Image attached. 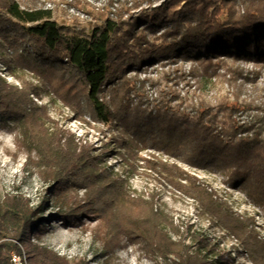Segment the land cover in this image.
I'll return each instance as SVG.
<instances>
[{"label": "trees", "instance_id": "trees-1", "mask_svg": "<svg viewBox=\"0 0 264 264\" xmlns=\"http://www.w3.org/2000/svg\"><path fill=\"white\" fill-rule=\"evenodd\" d=\"M70 4L90 5L85 0ZM145 5L149 9L140 11ZM154 5L155 0H109L103 10L113 9L116 19L87 31L60 25L52 9L0 0V64L19 83H9L0 72V118L12 121L20 144L36 153L50 193L37 206L19 194L5 196L0 264H11V252L21 247L29 264H72L32 241L36 230L43 231V214L51 207L64 226H76L81 219L99 222L95 237L103 256L126 240L163 264H236L215 240L192 232L194 225L176 223L157 192L133 191L129 179L107 165L110 142L100 150L77 138L52 117L47 104L37 103L43 92L77 119L92 125L90 117L108 127L128 172L142 168L175 194L193 200L212 225L240 243L252 264H264V239L253 219L235 212L178 163L140 155L154 147L191 166L223 171L230 185L264 204V106L237 97L218 109L200 102L186 111L185 98L176 90L161 88L159 97L149 101L145 82L129 75L179 59L201 61L216 71L225 58L264 64V0H165ZM233 65L228 68L230 83L243 77ZM134 97L140 102L135 104ZM143 99L154 113L145 114ZM254 107L259 112L249 122L237 119L241 110ZM73 264L89 262L81 258Z\"/></svg>", "mask_w": 264, "mask_h": 264}, {"label": "rangeland", "instance_id": "rangeland-1", "mask_svg": "<svg viewBox=\"0 0 264 264\" xmlns=\"http://www.w3.org/2000/svg\"><path fill=\"white\" fill-rule=\"evenodd\" d=\"M22 5L27 3L33 7L48 8L53 10V20L60 25L73 26L78 29L92 31L94 27L105 24L109 19H116L115 11L103 10L109 0H85L88 6H73L71 0H19ZM165 0H155L154 6H159ZM149 9L145 5L140 11ZM139 11H135L137 15ZM128 15L124 16L126 20ZM226 63L216 71L201 61H187L179 59L172 62L167 61L144 68V70L133 71L130 76H136L144 81V94L149 101L159 97L161 88L176 90L184 97V109L190 111L192 106L200 102L207 103L216 109L225 103L234 102L235 98L245 104H256L264 106V64L256 65L248 60L235 62L232 58H225ZM216 60H214V63ZM239 66L243 71V77L236 82L229 81V65ZM260 66L261 74H257ZM180 70L179 73L176 71ZM193 70L195 75L192 74ZM0 72L3 77L11 83L18 85V81L11 77L6 67L0 64ZM180 73L185 74L183 79ZM166 74H171L174 80H168ZM29 78L31 76L29 75ZM176 78V79H175ZM170 79V78H169ZM146 99V98H144ZM143 99L142 108L145 114L153 112V109ZM133 100L135 104L140 102L137 97ZM39 105L47 104L52 117L60 124L69 129L77 138H82L89 144L102 150L107 142L111 149L107 153V165L113 167L117 172L123 173L128 179L130 187L137 194L157 192L159 203L176 223L183 225H194L192 232L199 231L205 237L211 238L220 244L225 253L229 255L228 261L236 264H252L247 258L242 246L238 241L230 237L222 229L212 225L207 216L200 214L201 210L196 203L174 193L156 175L145 174L140 168L138 172H128L127 166L117 154L118 148L112 146L110 130L102 124H96L90 117H86L92 125L77 119L76 115L61 102L54 103L51 97L43 92L42 99L37 100ZM259 110L254 107L249 110H241L237 119L241 123L249 122ZM154 113V112H153ZM194 114V113H193ZM225 112L221 113L224 117ZM137 138V136H136ZM140 142V141H139ZM150 159H161L170 163H178L183 169L195 175L198 179L209 185L220 196L225 198L235 212L245 218L253 219L256 231L264 239V204L255 203L249 196L247 190L242 187L233 186L228 183V177L223 171L201 169L191 166L173 156L166 150H157L154 147L145 149L140 154ZM38 156L35 152L20 144V135L14 123L0 118V213L4 212V199L9 193L19 194L31 200L33 206H37L41 200L49 195V183L40 176ZM43 231L36 230L32 241L36 244L53 249L58 254L65 256L72 264L81 258H86L89 264H163L146 256V253L138 244L124 241L121 248L114 253L103 256L101 244L96 240L95 233L99 222L89 219H81L76 226H64L58 219L56 209L49 208L43 214ZM4 230V229H3ZM0 229V233H3ZM7 235L6 231H4ZM4 234V233H3ZM177 239L176 236H174ZM189 238V243H191Z\"/></svg>", "mask_w": 264, "mask_h": 264}, {"label": "built area", "instance_id": "built-area-1", "mask_svg": "<svg viewBox=\"0 0 264 264\" xmlns=\"http://www.w3.org/2000/svg\"><path fill=\"white\" fill-rule=\"evenodd\" d=\"M45 9H48V8H45ZM10 263L11 264H29L28 257L22 247H21L20 252H16V251L11 252Z\"/></svg>", "mask_w": 264, "mask_h": 264}]
</instances>
